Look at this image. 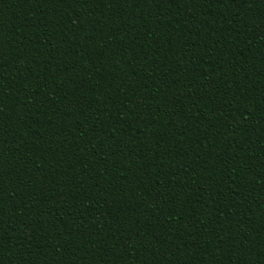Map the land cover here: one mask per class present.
<instances>
[{"label":"trees","instance_id":"16d2710c","mask_svg":"<svg viewBox=\"0 0 264 264\" xmlns=\"http://www.w3.org/2000/svg\"><path fill=\"white\" fill-rule=\"evenodd\" d=\"M0 264H264V0H0Z\"/></svg>","mask_w":264,"mask_h":264}]
</instances>
